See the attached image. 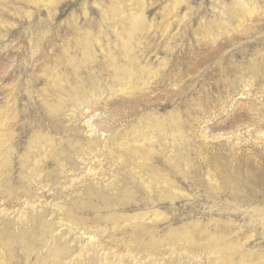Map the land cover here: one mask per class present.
<instances>
[{
	"label": "rangeland",
	"instance_id": "374dc122",
	"mask_svg": "<svg viewBox=\"0 0 264 264\" xmlns=\"http://www.w3.org/2000/svg\"><path fill=\"white\" fill-rule=\"evenodd\" d=\"M0 264H264V0H0Z\"/></svg>",
	"mask_w": 264,
	"mask_h": 264
},
{
	"label": "bare ground",
	"instance_id": "6f19581e",
	"mask_svg": "<svg viewBox=\"0 0 264 264\" xmlns=\"http://www.w3.org/2000/svg\"><path fill=\"white\" fill-rule=\"evenodd\" d=\"M39 222V221H38ZM36 223V222H35ZM63 250H64V248L63 247H59L57 250H56V252L57 253H59V255H62L63 256V260H66L67 258H66V254H67V252H66V254H65V252H63ZM93 258H89V262H92L91 260H92Z\"/></svg>",
	"mask_w": 264,
	"mask_h": 264
}]
</instances>
